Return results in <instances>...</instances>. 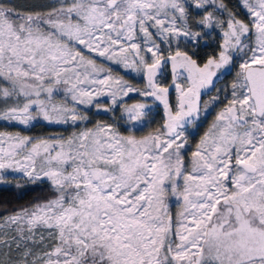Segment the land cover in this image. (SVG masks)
Wrapping results in <instances>:
<instances>
[{"label": "snow or ice", "instance_id": "1", "mask_svg": "<svg viewBox=\"0 0 264 264\" xmlns=\"http://www.w3.org/2000/svg\"><path fill=\"white\" fill-rule=\"evenodd\" d=\"M41 7L0 3V121L75 127L90 109L119 106L127 131L151 111L129 104L133 94L165 118L141 138L102 123L68 137L0 131V173L54 190L0 216V264H264V0H241L247 20L223 0ZM213 33L220 39L209 43ZM113 66L140 74L145 88ZM236 67L230 92L216 88ZM206 89L225 107L192 151L186 133L208 115ZM169 198L182 207L175 220Z\"/></svg>", "mask_w": 264, "mask_h": 264}, {"label": "trees", "instance_id": "2", "mask_svg": "<svg viewBox=\"0 0 264 264\" xmlns=\"http://www.w3.org/2000/svg\"><path fill=\"white\" fill-rule=\"evenodd\" d=\"M54 0H0V3H9L17 11L21 13H28L33 11L42 10L41 6H47L53 3ZM223 2L228 6V8L235 12L239 18L246 19L240 0H223ZM220 37L213 33L212 40L209 43L218 41ZM214 52V47L203 48L199 50V59L203 62L208 55ZM235 69L228 76H222L220 83L216 86L219 89H227L232 81L235 80ZM141 78V79H140ZM137 80L138 84H144L143 78L140 77ZM218 93L212 91L211 95L216 96ZM222 95V94H221ZM117 115L121 113L120 108L118 107L115 111ZM215 113L213 111L208 112L206 117L201 118V121L197 122L196 125V136L201 135L211 118ZM103 116V115H102ZM154 121L152 123L148 122V119L145 117V126L146 128L142 131H134L138 134L145 133L146 130L156 127L158 124L164 121L165 116H162L161 112L157 110L154 113ZM152 120V119H151ZM150 127V128H149ZM59 128L55 125H50L44 121H36L28 128H23L17 124L13 125L0 121V131H12L20 132L23 134L38 136V135H48L52 133L59 132ZM54 195V190L51 187L50 182L48 181H37L36 183H31L25 177L21 176H9L0 180V216L6 215L8 213L14 212L16 209L29 207L37 200L50 198Z\"/></svg>", "mask_w": 264, "mask_h": 264}, {"label": "rangeland", "instance_id": "3", "mask_svg": "<svg viewBox=\"0 0 264 264\" xmlns=\"http://www.w3.org/2000/svg\"><path fill=\"white\" fill-rule=\"evenodd\" d=\"M240 4H241V0H240ZM242 10H243V12L245 14V10L243 8H242ZM246 19H247V16H246ZM113 68H114L115 74L120 75V76H123L125 80H127L129 83H131L135 87H138L140 89L145 88L146 81H145V79L140 74L131 73V72L126 73L124 70H121L117 66H113ZM238 71H239V68L236 67L235 68V75H236V73ZM140 77L143 78L144 84H138L137 83V80ZM222 78L223 77L221 76L219 80L214 81L215 87L220 83V81H221ZM158 79H159V77H158ZM236 80H237V75L235 76V80L232 81L231 84L233 82H235ZM171 81H172V76H171V71L169 69L166 72L165 77L161 81V83L164 86H168V85L171 84ZM231 84L227 88V90L229 92L231 90ZM212 91H213L212 89H206V90H204L201 93V104L203 105L204 103L207 102L208 105H209L208 112L213 111L215 113L213 115V117L211 118L210 122L208 123L207 127L205 128L204 132L201 135L196 136L197 133L195 132L196 131V126H195V127H189L188 132L186 133V135H188V144L191 146V150L192 151L195 150L196 144L199 142V140L204 135V133L208 130V128L210 127L211 123L215 119L217 113L220 112L221 110H223V108L225 107V103H223V102L216 103V104H212L211 103V98L214 96V95H211ZM223 95L224 94L221 95V101H223ZM169 96H170V100L173 103H175L176 93L171 88H170V91H169ZM56 99L59 102V99L60 98L59 97H56ZM99 102L102 104L103 108H109V109L113 108V106L110 103V97H108V96H102V97H100L99 98ZM137 102L146 103L151 108V111L148 112L147 116H145L148 119V122L150 121L149 123H152L154 121V117L153 116H154V113L157 110H159L161 112L162 116H165L162 105H159L158 102H153L152 98H146V97H142V96L133 94L132 95V98L131 99H128V103L129 104H131V103H137ZM116 107L118 108L119 106H116ZM120 111H121V113L119 115H117L115 113V111H108V112H105V111H102V110L97 111L96 109L93 108V109L88 110L87 114L89 116V120L86 123H84V124H81V125H78V126L73 127L71 125L50 124V123H48L50 125L57 126L60 129L59 132L52 133V134H48V135H38V136H31V135H27V134H23V133H21V134L22 135L31 136V137H34V138H48V137H53V136H64V137H68L73 132H77L78 133L79 131L83 130L85 127H87V128H95V126H96L97 123H102V124H115L119 128V130H120V132L122 134H124V135H134L137 138H141L143 136H146V135L154 132L163 123L162 122V123L158 124L156 127L146 130L145 133H143V134H138L137 133L138 131H142L143 129L146 128V126H145V117H144L140 122H137V124L135 126H129L128 127V130L125 131L126 121L124 119H122V116H123L122 109H120ZM40 121H43V120H40ZM35 122H33V123H35ZM6 123H8V122H6ZM17 125H19V124H17ZM19 126H21L23 128H28L31 125H29L27 127H25L23 125H19ZM134 131H137V132H134ZM7 132H12V131H7ZM189 160H190V151H189L188 155L185 157V163L187 164ZM5 175H9V176H21V177H23V175L21 173H13V172L0 173V177H3L4 178ZM169 210H170V213H171V215L173 217V220H175L177 214L182 210V207L174 199L169 198Z\"/></svg>", "mask_w": 264, "mask_h": 264}, {"label": "flooded vegetation", "instance_id": "4", "mask_svg": "<svg viewBox=\"0 0 264 264\" xmlns=\"http://www.w3.org/2000/svg\"><path fill=\"white\" fill-rule=\"evenodd\" d=\"M203 92V91H202Z\"/></svg>", "mask_w": 264, "mask_h": 264}]
</instances>
